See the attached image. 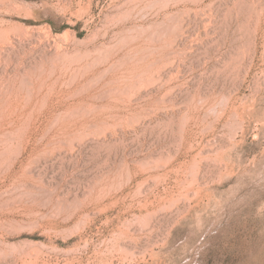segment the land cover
Masks as SVG:
<instances>
[{
  "label": "rangeland",
  "instance_id": "1",
  "mask_svg": "<svg viewBox=\"0 0 264 264\" xmlns=\"http://www.w3.org/2000/svg\"><path fill=\"white\" fill-rule=\"evenodd\" d=\"M0 45V264H264V0H0Z\"/></svg>",
  "mask_w": 264,
  "mask_h": 264
},
{
  "label": "bare ground",
  "instance_id": "2",
  "mask_svg": "<svg viewBox=\"0 0 264 264\" xmlns=\"http://www.w3.org/2000/svg\"><path fill=\"white\" fill-rule=\"evenodd\" d=\"M182 28V27H181ZM25 34V33H24ZM26 37V36H25ZM176 40V39H175ZM20 43V42H19ZM2 44H4V43H2ZM8 44V43H7ZM1 46V45H0ZM4 46V45H3ZM3 46L1 47V48H3ZM1 96V95H0ZM5 103V102H4ZM71 115V114H70ZM5 117V116H4ZM6 120V119H5ZM10 134V133H9Z\"/></svg>",
  "mask_w": 264,
  "mask_h": 264
}]
</instances>
